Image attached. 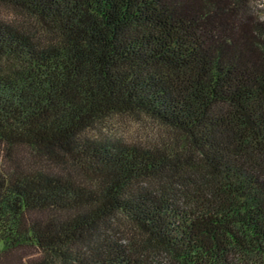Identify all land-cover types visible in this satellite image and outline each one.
<instances>
[{
  "label": "trees",
  "instance_id": "obj_1",
  "mask_svg": "<svg viewBox=\"0 0 264 264\" xmlns=\"http://www.w3.org/2000/svg\"><path fill=\"white\" fill-rule=\"evenodd\" d=\"M255 1L0 0V264H264Z\"/></svg>",
  "mask_w": 264,
  "mask_h": 264
},
{
  "label": "rangeland",
  "instance_id": "obj_2",
  "mask_svg": "<svg viewBox=\"0 0 264 264\" xmlns=\"http://www.w3.org/2000/svg\"><path fill=\"white\" fill-rule=\"evenodd\" d=\"M254 7L264 19V0H256ZM0 14L8 19L15 16L6 9L0 8ZM102 133L111 138L120 139L132 144L149 145L162 141L167 137V130L157 122L144 116L119 115L113 116L105 121L101 127ZM3 245L0 244V250ZM158 264H168L166 260Z\"/></svg>",
  "mask_w": 264,
  "mask_h": 264
}]
</instances>
